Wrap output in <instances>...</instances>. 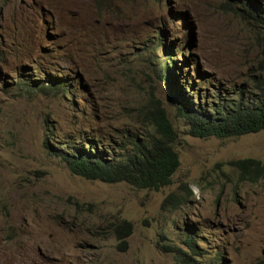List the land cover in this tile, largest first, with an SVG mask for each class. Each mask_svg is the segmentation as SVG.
I'll list each match as a JSON object with an SVG mask.
<instances>
[{
	"label": "rangeland",
	"instance_id": "obj_1",
	"mask_svg": "<svg viewBox=\"0 0 264 264\" xmlns=\"http://www.w3.org/2000/svg\"><path fill=\"white\" fill-rule=\"evenodd\" d=\"M238 1L0 0V264H182L170 244L188 264H264V177L230 164L264 163V130L198 137L177 113L226 111L264 72V29ZM154 99L177 134L169 185L87 180L54 154L124 157L156 134Z\"/></svg>",
	"mask_w": 264,
	"mask_h": 264
},
{
	"label": "trees",
	"instance_id": "obj_2",
	"mask_svg": "<svg viewBox=\"0 0 264 264\" xmlns=\"http://www.w3.org/2000/svg\"><path fill=\"white\" fill-rule=\"evenodd\" d=\"M233 10L251 17L264 29L263 1L239 0ZM172 76L170 72L162 75L170 81L173 80ZM228 102L230 108L226 111L223 106L211 112L181 103L177 106V113L189 122L190 134L193 136L229 138L260 132L264 130V72L253 78L252 90L248 97L241 94ZM153 104L156 105L152 113L156 134L135 143L132 151L122 158L109 160L105 158V152L96 146H92L91 152L85 148H77L73 153L59 150L52 145L51 148H54L56 156L67 163L72 173L87 180L126 182L137 188L159 190L172 183V176L180 165V157L174 148L177 134L166 109L159 105L158 99H154ZM230 164L248 180L256 181L264 177V163L260 159L241 158L231 161ZM187 190L189 191V188ZM173 198L174 195H169L164 205ZM114 232L119 239V247L126 249L127 238L133 233L132 222L124 220L114 228ZM183 244L196 252L192 238L184 240ZM163 249L180 257L182 264H188L189 259L194 258L172 244L163 246Z\"/></svg>",
	"mask_w": 264,
	"mask_h": 264
},
{
	"label": "bare ground",
	"instance_id": "obj_3",
	"mask_svg": "<svg viewBox=\"0 0 264 264\" xmlns=\"http://www.w3.org/2000/svg\"><path fill=\"white\" fill-rule=\"evenodd\" d=\"M8 260V259H7ZM3 263V262H2Z\"/></svg>",
	"mask_w": 264,
	"mask_h": 264
}]
</instances>
